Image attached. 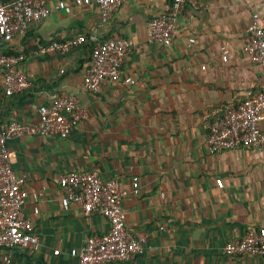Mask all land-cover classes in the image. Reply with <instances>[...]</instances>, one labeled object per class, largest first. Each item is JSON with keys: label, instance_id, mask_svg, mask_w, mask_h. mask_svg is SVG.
I'll use <instances>...</instances> for the list:
<instances>
[{"label": "crops", "instance_id": "1", "mask_svg": "<svg viewBox=\"0 0 264 264\" xmlns=\"http://www.w3.org/2000/svg\"><path fill=\"white\" fill-rule=\"evenodd\" d=\"M61 1L72 7L70 14L59 9ZM75 1L50 0L48 19L11 43L0 39L1 51L26 56L23 69L32 83L30 90L4 97L0 72V123L37 124L39 107L62 94L74 96L88 112L67 139L23 136L8 142L26 188L44 193L41 202L25 208L41 246L15 251L10 263L0 248V264H78L71 251L107 234L110 224L77 204L65 210L59 181L93 171L118 181L127 193V228L146 240L133 264H264V258L224 250L248 231L264 229V151L211 155L206 149L209 111L236 109L250 91L264 92V68L243 50L253 15L264 24V0H200L184 13L170 46L151 43L148 27L170 0H129L106 25L94 0L82 6ZM91 35L133 44L123 72L138 85L85 91L84 73L92 62L85 44L68 54H34L52 42ZM222 46L233 51L228 63ZM133 177L140 179L139 197L131 194Z\"/></svg>", "mask_w": 264, "mask_h": 264}, {"label": "built area", "instance_id": "2", "mask_svg": "<svg viewBox=\"0 0 264 264\" xmlns=\"http://www.w3.org/2000/svg\"><path fill=\"white\" fill-rule=\"evenodd\" d=\"M49 1L0 0V39L4 43H11L17 36L25 35L32 24L48 19L52 15ZM128 1L94 0V4L99 7L102 23L106 25L113 14ZM170 1L165 11L151 18L148 23L151 43L172 45L177 25L186 10L200 3V0ZM75 3L77 6L84 4L83 0H76ZM59 9L67 14L72 12V7L64 1L59 2ZM88 42L94 44V49L91 65L84 73L85 91L98 92L110 84L138 85V80L123 72L125 61L134 46L122 37L101 41L97 35H91L55 41L42 46L34 54L37 57L54 53L68 54ZM190 42L194 43L195 39ZM243 50L253 63L264 68V24L259 14L253 15ZM232 54L229 47H221L224 63L229 62ZM25 61L24 54L0 53L4 97L9 98L31 89L29 75L23 69ZM38 115L40 120L37 124L11 122L4 126L0 123V248L6 251L7 263H10L13 253L19 249L40 248L41 241L34 229L35 219L26 214L25 208L30 201L38 204L44 198V193L27 189V177L15 171L8 142L23 136L67 139L87 119L88 112L74 96L62 94L51 103L41 105ZM206 118L209 121L206 139L209 154L234 149L264 151V92L250 91L237 109H213L206 114ZM59 184L65 210H69L71 204H77L86 214L103 215L110 224L107 234L90 237L83 247L71 251L78 264H133L135 257L144 253L146 240L134 236L127 228L123 209V199L127 193L121 190L118 181L102 179L98 172L93 171L63 175ZM131 194L135 197L142 194L139 177L132 179ZM38 214L39 209L35 208V215ZM224 250L233 257L264 258V229L248 231L241 241L228 242Z\"/></svg>", "mask_w": 264, "mask_h": 264}, {"label": "trees", "instance_id": "3", "mask_svg": "<svg viewBox=\"0 0 264 264\" xmlns=\"http://www.w3.org/2000/svg\"><path fill=\"white\" fill-rule=\"evenodd\" d=\"M2 1H6V0H2ZM2 40V39H1ZM3 41V40H2ZM86 46H88L89 48H90V51H91V58L93 59V49H94V44L93 43H87V44H85ZM0 53H4V54H6V55H19L20 53H18V54H14V53H12L11 51H1L0 50ZM0 72H2L3 73V70H2V68H0ZM255 92H262V91H255ZM238 107H236V109H237ZM229 110H232V109H229ZM229 110H225V111H229Z\"/></svg>", "mask_w": 264, "mask_h": 264}]
</instances>
